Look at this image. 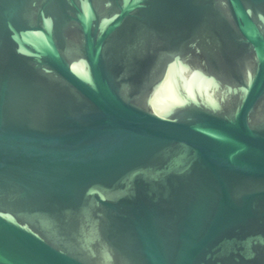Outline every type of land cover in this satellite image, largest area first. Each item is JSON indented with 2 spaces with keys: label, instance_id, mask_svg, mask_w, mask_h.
Returning a JSON list of instances; mask_svg holds the SVG:
<instances>
[{
  "label": "water",
  "instance_id": "1",
  "mask_svg": "<svg viewBox=\"0 0 264 264\" xmlns=\"http://www.w3.org/2000/svg\"><path fill=\"white\" fill-rule=\"evenodd\" d=\"M0 264H264V0H0Z\"/></svg>",
  "mask_w": 264,
  "mask_h": 264
}]
</instances>
